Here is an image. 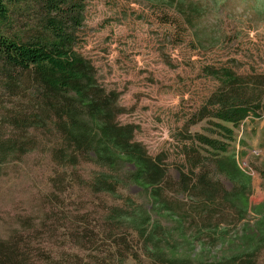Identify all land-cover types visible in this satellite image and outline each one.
I'll return each instance as SVG.
<instances>
[{
  "label": "rangeland",
  "instance_id": "rangeland-1",
  "mask_svg": "<svg viewBox=\"0 0 264 264\" xmlns=\"http://www.w3.org/2000/svg\"><path fill=\"white\" fill-rule=\"evenodd\" d=\"M78 1L85 18L76 49L92 61L99 83L119 92L126 109L120 122L138 125L135 140L151 156L166 158L163 196L183 216L189 241L179 239L172 221L156 217L147 194L137 187H119V198L94 193L88 182L97 167L55 162L53 150L61 144L55 131L37 133L38 149L6 165L0 178L1 238L33 240L38 257H52L39 264H170L167 256L151 254L134 225L118 228L106 222L116 209L127 214L147 210L160 223L162 241L179 248L182 257L191 255L189 264L231 255L230 242H238L244 225L254 226L258 219L253 213L242 219L225 201L224 192L234 186L222 174L212 175L222 191L211 201L198 188L184 191L182 173L191 174L195 157L186 156L190 142L182 136L185 123L218 86L204 66L264 72V0H185L180 10L146 0ZM13 17L17 29L29 32L40 15L29 0H18ZM2 115L0 103V120ZM208 126L205 120L189 131L209 135ZM230 150L253 179L252 205L262 203L264 116L243 122ZM200 154L209 153L201 148ZM212 171L208 167L206 173ZM257 256L264 264V249Z\"/></svg>",
  "mask_w": 264,
  "mask_h": 264
},
{
  "label": "trees",
  "instance_id": "trees-1",
  "mask_svg": "<svg viewBox=\"0 0 264 264\" xmlns=\"http://www.w3.org/2000/svg\"><path fill=\"white\" fill-rule=\"evenodd\" d=\"M17 1L0 0V103L4 104L0 178L6 165L38 149L37 133L55 131L61 139L53 150L55 162L73 168L82 164L97 167L88 182L94 193L119 198V187H137L147 194L156 217L172 221L179 239L189 241L183 216L163 196L168 178L166 158L151 156L146 146L135 140L138 125L120 122L126 109L120 105L119 92L101 85L92 61L76 49L85 18L83 1L29 0L40 15L39 23L30 26L29 32L15 26ZM146 1L176 10L185 3ZM203 69L218 86L184 125L182 141L190 142L185 154L195 159L191 174L182 173V186L186 192L198 188L211 201L214 193L222 191L219 182L213 183L212 175L222 174L234 186L233 191L224 192L225 201L242 214V219L253 213L258 220L254 226L244 225L238 242H230L231 255L227 252L208 262L195 259V264H258L257 255L264 249V201L252 205L253 179L241 169L230 149L243 122L264 116V72L244 74L212 64ZM205 120L209 135L189 131ZM201 148L209 154L202 156ZM208 167L213 168L211 174L206 173ZM106 222L118 228L134 225L147 239L151 254L167 256L170 264L192 262L191 255L182 257L179 248L162 241L160 223H155L147 210L127 214L116 209ZM33 243L25 237L9 243L0 236V264H39L52 258L38 257Z\"/></svg>",
  "mask_w": 264,
  "mask_h": 264
}]
</instances>
